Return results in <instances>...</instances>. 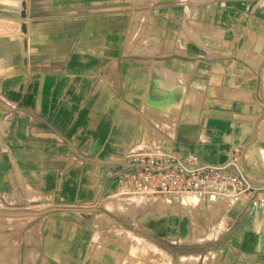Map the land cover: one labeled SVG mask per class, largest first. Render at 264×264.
I'll return each mask as SVG.
<instances>
[{
  "label": "crops",
  "instance_id": "crops-1",
  "mask_svg": "<svg viewBox=\"0 0 264 264\" xmlns=\"http://www.w3.org/2000/svg\"><path fill=\"white\" fill-rule=\"evenodd\" d=\"M152 152L235 158L253 191L173 242L182 201L161 234L111 203ZM134 262L264 264V0H0V264Z\"/></svg>",
  "mask_w": 264,
  "mask_h": 264
},
{
  "label": "built area",
  "instance_id": "built-area-1",
  "mask_svg": "<svg viewBox=\"0 0 264 264\" xmlns=\"http://www.w3.org/2000/svg\"><path fill=\"white\" fill-rule=\"evenodd\" d=\"M129 158V169L115 177L117 188L142 193L166 207L181 204L184 194L194 193L207 205L229 208L253 191L235 158L223 165L199 164L193 156L150 159L131 153Z\"/></svg>",
  "mask_w": 264,
  "mask_h": 264
},
{
  "label": "bare ground",
  "instance_id": "bare-ground-1",
  "mask_svg": "<svg viewBox=\"0 0 264 264\" xmlns=\"http://www.w3.org/2000/svg\"><path fill=\"white\" fill-rule=\"evenodd\" d=\"M199 200L200 198L195 194H184L182 196L181 217L185 218L189 209L191 210L196 207L197 201ZM158 202H160V200H147L143 194H135L129 196L128 194H126L125 196H122V200L113 202V206L116 207V209L121 214L132 218V220L137 223L144 224L152 232L161 234L167 228L168 214L166 212L167 210L165 211V209H156V206L159 205ZM186 227L187 234L181 237L177 236L178 230L172 228V231L176 232L172 236V239L176 242H194L201 240L207 234L210 235V233L212 232V229H208L207 231H205L204 229V231H202L200 227L194 226L193 224L189 223H187ZM126 239L128 240V242L137 241L136 238L131 234H129ZM136 245L137 247H139L140 243L137 242Z\"/></svg>",
  "mask_w": 264,
  "mask_h": 264
},
{
  "label": "rangeland",
  "instance_id": "rangeland-1",
  "mask_svg": "<svg viewBox=\"0 0 264 264\" xmlns=\"http://www.w3.org/2000/svg\"><path fill=\"white\" fill-rule=\"evenodd\" d=\"M143 156L149 157L150 159H159L161 157V155H158V154L156 155V154H154V152L144 153ZM126 194H128V196H129V195L142 194V193H134V192L128 191L126 189H122V188L118 189L116 187L113 195L114 196L117 195L119 197V199L113 198V200L111 202L112 205H113V202L122 200V196H125ZM192 194H194V193H187V195H192ZM114 196H112V197H114ZM197 204L198 205H196V207H194L193 209H191V210L189 209L188 213L186 214V217L188 216V218L182 219V225L185 223H190V224H193L194 226H196V225L197 226H210V225L212 226L216 221L221 219L224 215L223 211L214 210L212 205L208 206L207 204H205L202 201L197 203ZM179 206H180V204L174 205L171 207V210H173V209L175 210ZM106 208L108 209L109 214L107 213L106 215H103V216L105 217V219L107 220L108 223H110L112 226L118 225V226H122V227L126 226L127 228H130L131 222L129 220H126L125 218H123L119 214H117L111 206H106ZM156 209L160 210L159 205L156 206ZM134 223L136 225H140V226H143L144 228L148 229L142 223H137L135 221H134ZM178 223H179L178 220L173 222L174 225H177ZM149 231H151V230H149ZM138 232H143L140 227L138 228ZM129 234H130L129 231H128V233L125 232L124 228H121V229L115 231V234L113 233V236L116 235L117 238L120 237L121 239H123L122 240V248H121L122 249V253H121L122 255L121 256H124V257L126 255L130 254L129 244L126 241V238ZM136 240L137 241H132V242L130 241L129 242V243H131V247H130L131 252L135 255L143 256L148 251V248L145 245H143L141 242H139L137 238H136ZM172 241L175 242L174 240H172ZM137 242L140 243L139 247H137V245H136ZM154 253L156 254V252H154ZM138 258H143V257H138ZM139 263L142 264V262H134L133 264H139Z\"/></svg>",
  "mask_w": 264,
  "mask_h": 264
}]
</instances>
